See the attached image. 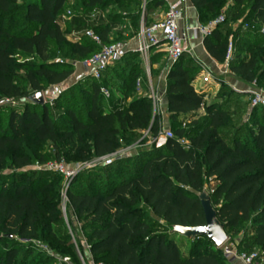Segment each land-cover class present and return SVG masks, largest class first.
<instances>
[{"label": "trees", "instance_id": "16d2710c", "mask_svg": "<svg viewBox=\"0 0 264 264\" xmlns=\"http://www.w3.org/2000/svg\"><path fill=\"white\" fill-rule=\"evenodd\" d=\"M190 1L198 9L203 26L216 20L224 8L226 14L236 8L234 16H238L241 8L248 6L246 21H251V26L246 29L264 36V0ZM67 2L30 0L24 7V21H20L16 19L18 0H0V113L9 112L5 127L0 121V264H27L32 254L31 241L40 238L43 230H51V225L60 219L61 184L55 174L65 182L61 174L40 171L39 178L1 174L7 166L18 170L30 165L31 157L20 154L29 140L54 144L58 161H66L63 156H69L76 164H82L120 150L126 140H136L145 131L153 138L160 136V115L148 97H137L128 104L119 101L111 111L104 110L102 88L108 84L105 73L109 67L100 81L91 77L89 85L81 83V88L72 87L64 93L63 96L79 89L81 95L72 96V102L86 105L77 109L66 103V112L61 114L65 123L55 117L48 101L43 105L30 102L31 95L64 83L74 73L71 62L59 64L47 58L52 45L66 46L65 55L79 62L101 50V45L86 36L82 42L67 40L58 23L59 16L67 10ZM107 3L81 0L80 9L90 12ZM130 3L141 7L137 13H142L143 0ZM160 5L164 7L162 0H145L144 9L147 12ZM226 14L225 21L204 40L207 51L221 63H225L229 49ZM145 18L144 25L150 26L152 22ZM21 22L26 28L14 32L13 28ZM90 28L104 45L123 41L111 40L110 28ZM260 37L252 42L247 57L234 52L229 63L231 72L247 84H264V40ZM20 56L33 60L20 63ZM122 59L129 72L123 76L124 88L118 90L127 98L128 89L142 74L141 59L137 52L125 54ZM198 69L200 66L184 54L168 75L173 137L162 146L137 153L135 169L121 181H104V189L96 188L97 185L85 190L77 188L83 183L78 178L81 172L70 183L69 206L78 218L87 219L83 230L90 231L88 242L95 263L231 264L210 249L215 244L208 238L193 240L189 254L183 255L181 245L173 237L175 225L205 223L198 194L206 187L213 190L212 203L226 224L227 233L239 228L250 233L249 240L239 244V250L264 252V120H255L247 130L237 129L229 141L221 134L231 121L227 104H211L206 108L204 122L199 124L196 111L204 105V95L192 83ZM7 98L15 104L3 103ZM259 110L264 108L255 107L257 113ZM37 161L44 163L45 159ZM125 168L118 166L113 176L120 177ZM95 172L100 180L102 170ZM149 217L157 220L148 222ZM158 227L162 230L157 231ZM202 239L207 240L209 249L198 252Z\"/></svg>", "mask_w": 264, "mask_h": 264}, {"label": "rangeland", "instance_id": "374dc122", "mask_svg": "<svg viewBox=\"0 0 264 264\" xmlns=\"http://www.w3.org/2000/svg\"><path fill=\"white\" fill-rule=\"evenodd\" d=\"M30 0H18V15L16 17L17 20L24 21V15H25V5ZM108 3L104 4L103 6H99L95 9L98 13V18H102L104 24L101 25L103 28H110L111 22L113 21H120L121 24H123L128 18H130L132 15L130 13L132 12H139L141 7H135L134 4H131L133 0H107ZM145 2V0H143ZM145 5V4H144ZM142 6V9L144 10L145 6ZM81 6V0H68L67 2V11L70 10L73 14H80L83 11L80 9ZM236 8H232L229 12L226 14V8L222 9L219 12V16L222 14L227 15V29L225 30L226 37L228 36L229 44L233 43V48H235L236 51L235 54H243L244 56H248V52H250V46L255 38H259L260 35L254 34L251 30H248L246 28H249L250 22L246 21V15L248 14V6L241 8L239 15L234 16V12L236 11ZM159 13L161 9L155 10V12ZM65 13V12H64ZM63 13V14H64ZM62 15V14H61ZM218 16V17H219ZM92 17L91 13H87L85 15H74L70 18V22L74 25L76 33L78 34H84L86 29L84 23L87 21H90ZM162 17H156L155 19H151V22L154 23L156 20H160ZM135 22V21H134ZM253 24V23H252ZM135 25L137 26V23L135 22ZM23 28H26L23 26V23L21 22L19 25H16L13 28V31H19ZM119 30H122V27H118ZM142 27L137 28L141 29ZM111 29V28H110ZM263 30V29H262ZM140 31V30H139ZM139 33V32H138ZM263 40H264V36ZM260 37V38H262ZM116 39V38H115ZM69 42L73 43V38L67 39ZM262 46V45H261ZM264 46V45H263ZM164 48V47H162ZM66 49L67 47L64 46L63 48H58V46L52 45L51 49L49 50V53L47 55L48 59L55 60L59 64H66L68 62H71L72 64L76 62V60L71 59L69 56H66ZM32 58H29L27 56H20L19 62L20 63H27L29 61H32ZM166 61V59H164ZM39 60L36 59V62ZM121 61V60H119ZM79 62V61H78ZM80 65H84L83 62H79ZM124 68V67H123ZM121 68L119 70L118 75L112 74L113 72H110L112 75H106L108 78V84L104 87L103 92V103L105 101L111 102L114 97L119 96L120 100L124 101L126 104L133 101L137 97H148L153 96L155 93H157L156 87L154 82L151 81L150 84L145 80V82L142 80V75L137 79L135 86L133 88L128 89L129 93L127 95V98L123 97L121 92L118 90V88H124L125 82L123 81L124 76V70ZM227 69L229 70V75H232L233 73L229 69V66H227ZM22 74V73H21ZM223 75V74H221ZM219 76V80L224 79L226 76ZM237 77V76H236ZM89 79V80H88ZM86 80H88L86 82ZM92 78L89 74L88 70L83 73V79L76 81L74 84H70L68 82H65L63 84L57 85V86H47L44 91V96L46 101L49 102L50 107L53 110V113L55 117L62 123H65L61 117V114L66 112L65 104L66 103H72V105L75 108H81L82 106H86L85 104L82 105V103L78 102H72L73 98L72 96H80L79 89H77L75 92H70L66 94L70 88L77 87L81 88L84 85H89ZM121 80V83H120ZM147 82V83H146ZM119 86V87H118ZM253 90L249 93H239L233 88V86L222 82L220 85L217 86V90L213 91H207V94L204 95V100L207 103L211 104H218V106H226V110L229 113V117L231 118V121L228 126L224 127L221 130V134L223 137L227 138L229 141H231L232 137L234 136V133L237 129H244L247 130L251 128L254 125L255 120H264V111L259 110L258 113L255 111V107H252V92L254 90H262L264 92V84H258L254 83L252 85ZM25 100H22L21 102H24ZM256 112L255 115H252L253 112ZM9 117V112H2L0 113V121L2 123V126H6L7 121ZM205 115H202L198 122L199 124H202L205 120ZM147 135L143 134L140 138L136 140H126L124 142V145L121 149H128L129 154L127 158L122 159V162L120 160L116 161L111 166H106L103 163H99L96 165L89 164L87 165L80 173L79 179L83 180L82 186L77 187L80 190L88 189L90 186H96V188L104 189L105 185L103 184L104 181H121L122 179L126 178L129 173H131L135 169V163H136V154L137 150L145 144L147 140ZM57 149L54 144L50 142L46 143H37L36 141H28L25 144V147L20 152V154L24 155L27 154L31 157V163L25 168L22 169H13L11 167H6L1 171V174L3 175H9L13 173H19V174H26L28 176H33L35 178H39V173L41 171L40 167L44 164L50 163V162H56L58 161L56 157ZM65 157V163L69 167H74L78 164L73 162L69 156H63ZM40 158H44L45 162H38ZM86 162V163H90ZM10 164V162H8ZM126 166L125 172L123 175H121L118 178H115L113 176L116 168L119 166ZM101 169L102 170V177L100 180H97L96 175L97 173L95 170ZM54 174L55 172L52 171ZM57 173V172H56ZM57 178L59 179V183L61 184V198H60V206H59V216L60 219L57 223H53L51 226V230L46 229L42 231L41 237L36 238L32 240V254L27 259V264H54L56 259L58 257H70L73 264H97L93 260V256L90 252V244L88 242L89 230H83L85 222H87V219L84 218H78V216L75 214V212L71 209L69 206V202H66V208L64 209L63 200H64V194H65V182L63 181V178L57 174H55ZM11 182V181H10ZM209 191V187H207ZM148 209L146 208V211ZM157 219L155 218H147L148 222H154ZM159 222H162V220H159ZM157 231H161L162 228L158 227L156 228ZM250 233L246 232L245 229L239 228L236 232H229L228 230V245L236 244L239 245L241 242H246L249 240ZM174 240L181 245L182 254L188 255L193 244V240L190 238H186L184 236H181L179 234L173 233ZM19 242L22 241V239H18ZM199 246L197 247L198 252H205L207 249H209L207 240L202 239L199 241ZM210 249L218 253L220 255H223L224 258L226 256L222 254L223 247L217 248L216 246H211ZM2 248H0V251ZM21 250L23 251V247H21ZM253 251H258L257 249H254ZM242 252H246L245 250H242ZM224 253V252H223ZM65 255V256H62ZM264 257V255H263ZM227 259V260H226ZM225 260L232 262L226 258Z\"/></svg>", "mask_w": 264, "mask_h": 264}, {"label": "crops", "instance_id": "0c3cea01", "mask_svg": "<svg viewBox=\"0 0 264 264\" xmlns=\"http://www.w3.org/2000/svg\"><path fill=\"white\" fill-rule=\"evenodd\" d=\"M145 4V2H144ZM67 7V4H66ZM185 7H186V14H185V24L187 26H190V47L192 49V54H188L199 66L200 70H196L194 72L193 77V85L198 93H201L203 95L207 94V91H213L217 90V86L220 85L222 82H225L239 93H249L253 90L252 85L253 84H247L244 81H242L239 77L231 76L229 75V70L227 69L226 63H221L217 61L215 58H213L210 53L207 51L204 40L205 35L201 32L196 33L195 29L202 25L201 24V18L198 9L193 5V3L190 0H185ZM68 8V7H67ZM156 8L161 9L162 13L159 11L155 12ZM98 11L97 9H93L90 12H82L80 14H73L70 10H66V12L59 16L58 23L61 27V29L65 32L67 39L73 38V42H82L84 40V36L82 34L76 33L74 25L70 22V18L74 15H85L87 13H91L92 17L90 21H87L84 23L85 28L90 27H98L104 24L102 18H98ZM71 12V14H69ZM138 16L134 18L135 15ZM140 14V15H139ZM132 15L130 18H128L123 24H121L120 21H113L111 22V32H110V39H119L121 38L122 44H123V50L126 55L131 53H139L138 48L140 45L139 37H138V25L139 27H142L144 25V20L147 17L148 21L151 22V19H155L156 17H162L164 16V7L158 6L153 7L149 10H142V13H130ZM161 18V19H162ZM137 23V26L135 25V22ZM157 21V20H156ZM118 27H122V30L120 31ZM141 63L140 67L142 70V80L144 78L148 82V84L154 82L157 93H155L153 96H150V99L152 100L153 107L155 108L156 112L160 115V123H161V132L159 137L153 138L149 131H145L144 134L147 135V140L145 144L141 148H139L137 153L140 151L146 149L155 148L157 146H162L167 139L165 133L167 131H171V119H170V113L168 111L169 102L167 97V87H168V75L171 71V68L173 67L174 63L170 61L169 56L165 50V48H162V46L153 47L149 53L148 58H144L139 53ZM246 57V56H245ZM166 59V61L164 60ZM121 60V59H120ZM123 60V59H122ZM117 60L114 63H112L109 66V70L105 73L106 75H118L119 70L123 68L124 75L128 74L129 72V66L126 68L125 62ZM74 66V73L71 75L69 79H67L65 82H68L70 84H74L76 81L83 79V73L87 71L86 67L83 65H80L78 61L73 63ZM114 71V72H113ZM110 72H113L112 74ZM206 73H209L212 75V80L209 83H205L203 78L206 75ZM223 74V75H221ZM226 76L224 79L219 80V76ZM139 79V78H138ZM64 82V83H65ZM146 82V83H147ZM121 83V80H120ZM63 84V83H62ZM122 101L120 100V97H114L111 102L105 101L103 103V108L106 112L111 111L113 109V106L116 102ZM211 103H207L204 100V105L200 109L196 111V116L201 117L202 115H206V108L207 106H210ZM186 121V120H185ZM207 188V187H206ZM232 264H243L240 260H233L231 261Z\"/></svg>", "mask_w": 264, "mask_h": 264}, {"label": "built area", "instance_id": "2783aa9c", "mask_svg": "<svg viewBox=\"0 0 264 264\" xmlns=\"http://www.w3.org/2000/svg\"><path fill=\"white\" fill-rule=\"evenodd\" d=\"M164 2V16L162 19L155 21L150 26L143 25L138 33L140 45L138 52L144 57L148 58L149 53L153 47L162 46L165 48L171 62L175 63L184 54H192L190 47V26L185 24V0H162ZM71 14V12H69ZM225 21V14L220 15L216 20L212 21L208 26L200 25L195 31L196 33H203L205 36L210 35L213 30L222 22ZM90 38L96 44L101 45V50L92 58L83 62L84 66L88 70L91 77L100 81L107 70V68L117 60L124 57L125 52L123 50L122 42H116L109 45L102 43V38L91 28H87L85 33L82 34ZM234 48L233 43L229 44L228 53L226 56V66H229L230 61L233 58ZM205 83H209L212 80V75L206 73L203 78ZM104 92V87L102 88ZM252 107L264 108V92L262 90H254L252 92ZM3 103L15 104L13 99L7 98ZM186 122L183 123V126ZM167 138L173 137L172 131L165 133ZM182 143H186L182 141ZM128 149H120L116 152L95 158L90 163H82L76 166L69 167L65 161H56L44 164L40 167L41 171H54L61 174L65 180V194L63 200V207L66 208V202L68 201L67 191L72 180L89 164L103 163L106 166L114 164L118 160H122L128 157ZM208 188H205V190ZM212 193L213 190L209 189ZM223 254L228 260H240L243 264H264V252L252 251L250 253L242 252L239 250V245H228V241L222 246ZM54 264H73L70 257H58Z\"/></svg>", "mask_w": 264, "mask_h": 264}, {"label": "water", "instance_id": "95a60500", "mask_svg": "<svg viewBox=\"0 0 264 264\" xmlns=\"http://www.w3.org/2000/svg\"><path fill=\"white\" fill-rule=\"evenodd\" d=\"M30 102L43 105L46 103L44 93L37 92L29 97ZM205 214V223L198 226H173L172 233L179 234L186 238L195 240L205 237L210 239L217 248H221L228 241L226 224L223 223L218 215V210L212 203L211 194L204 190L198 194Z\"/></svg>", "mask_w": 264, "mask_h": 264}]
</instances>
